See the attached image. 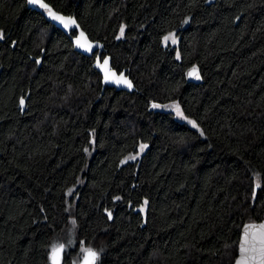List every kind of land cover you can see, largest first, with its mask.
Returning a JSON list of instances; mask_svg holds the SVG:
<instances>
[{
  "label": "trees",
  "instance_id": "trees-1",
  "mask_svg": "<svg viewBox=\"0 0 264 264\" xmlns=\"http://www.w3.org/2000/svg\"><path fill=\"white\" fill-rule=\"evenodd\" d=\"M45 1L136 91L104 88L95 57L0 0V264H51L60 245L62 264L89 248L97 264H234L264 216V0ZM170 103L185 120L153 107Z\"/></svg>",
  "mask_w": 264,
  "mask_h": 264
},
{
  "label": "snow or ice",
  "instance_id": "snow-or-ice-1",
  "mask_svg": "<svg viewBox=\"0 0 264 264\" xmlns=\"http://www.w3.org/2000/svg\"><path fill=\"white\" fill-rule=\"evenodd\" d=\"M29 4H36L39 7L45 9L48 13V15L53 19L58 21L60 24L64 26V28H70L72 26L79 27V25L76 23V21L72 17H65L62 15H58L56 12H54L47 3L44 2V0H28ZM123 28H121V35H123ZM4 38L3 32H0V39ZM171 40L173 44L177 43V40L175 38V34H170L169 36L164 37V42L167 44V42ZM76 43L78 47L85 48L87 51H91L93 45L89 42H87L86 37H84V34L81 32L80 36L77 37ZM179 58V57H178ZM98 66L102 68V70L105 73V81L112 80L114 83H122L126 85L127 87L131 88L132 84L129 80H127L122 74L120 76H117L114 71L108 68V60L105 59L103 61V64L99 63V59L97 61ZM189 76H195L196 79H200L199 72L196 68H193L189 72ZM24 101L21 100V105H23ZM153 107H159V105H153ZM177 111V114L183 117V113L180 112L179 105H173ZM193 125V127H196L194 121H189ZM146 147V145H141V148L143 149ZM131 159H135V157H131ZM259 187V185H257ZM119 199V197H117ZM145 206L148 204V201H144ZM144 208H141V211H144ZM109 219L112 218V213L108 212ZM63 245H60L59 247H54L52 249V261L53 264H60V253L63 251ZM86 252L85 256V264H95L98 253L93 251L92 249H84ZM240 259L237 261V264H264V223L256 225V224H250L244 228V235H243V243L240 246Z\"/></svg>",
  "mask_w": 264,
  "mask_h": 264
},
{
  "label": "water",
  "instance_id": "water-1",
  "mask_svg": "<svg viewBox=\"0 0 264 264\" xmlns=\"http://www.w3.org/2000/svg\"><path fill=\"white\" fill-rule=\"evenodd\" d=\"M44 2L47 3L45 0H44ZM26 3H27L28 8L34 9V10H37V11L41 12L43 14V16L45 17V19L47 20V22L51 23L57 29L61 30L64 34H66L71 39V41L73 43V46H74V50L77 53H80V54H82V55H84L86 57H91V58L95 57L93 67L102 76V83H103V87L104 88L105 87L114 88L117 91H125V92H128V93H133V92L136 91L135 83L133 82L131 76L127 73V71L123 70V71L119 72L117 69H115L113 67L111 56L109 54H106L105 56H103L106 53L105 52L106 51L105 50V44L100 42V41L91 40L89 38L88 34L81 28V26L78 23L75 15H66L64 13H61V12L55 10L49 3H47L49 5V7L54 12H56L58 15H62V16H65V17H72L76 21V23L79 25V27H76L74 25V26H72L70 28H64V26L62 24H60L58 21L53 20L48 15V13H47V11L45 9L39 7L36 4H29L28 0H26ZM81 32L84 34V37H86L87 42H89V43H91L93 45L91 51H87L85 48L77 46L76 39H77V37L80 36ZM72 33H75V35H72ZM98 59H99V63L100 64H103V61L105 59H107L108 60V68L111 69L112 71H114L117 76H120L122 74L127 80H129L131 82L132 87L129 88V87H127L126 85H124L122 83H120V84L114 83L111 79L106 82L105 81V73L102 70V68L98 66V63H97ZM189 77H194V76H189ZM23 101H24L23 105H21V103H20V108L22 109V112L24 113L25 110H26V99H23ZM262 223H264V216H263V219L261 221H259V222H250V223H246L243 226L242 231H241L240 241H239L238 254H237V257H236V259L234 261V264H237V261L240 259V251H239V249H240L241 244L243 243L244 228L246 226L250 225V224L259 225V224H262ZM63 253H64V248H63V251L60 253V264H62ZM85 256H86V252L84 253L83 257L81 258L80 264H85ZM97 262H98V258H97L95 264H97ZM51 264H53L52 254H51Z\"/></svg>",
  "mask_w": 264,
  "mask_h": 264
},
{
  "label": "rangeland",
  "instance_id": "rangeland-1",
  "mask_svg": "<svg viewBox=\"0 0 264 264\" xmlns=\"http://www.w3.org/2000/svg\"><path fill=\"white\" fill-rule=\"evenodd\" d=\"M173 105H178V104L177 103H170V104H166V105H159V107H154V108L156 110L172 111L177 118H179L181 120H185V117L184 116L182 117V116H180V115L177 114L176 109L174 107H172ZM179 109H180V112H181L180 106H179ZM77 264H80V261H78Z\"/></svg>",
  "mask_w": 264,
  "mask_h": 264
}]
</instances>
